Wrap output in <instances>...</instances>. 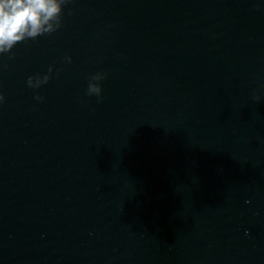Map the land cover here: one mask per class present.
Segmentation results:
<instances>
[{
	"label": "water",
	"instance_id": "obj_1",
	"mask_svg": "<svg viewBox=\"0 0 264 264\" xmlns=\"http://www.w3.org/2000/svg\"><path fill=\"white\" fill-rule=\"evenodd\" d=\"M0 264H264V0H0Z\"/></svg>",
	"mask_w": 264,
	"mask_h": 264
}]
</instances>
